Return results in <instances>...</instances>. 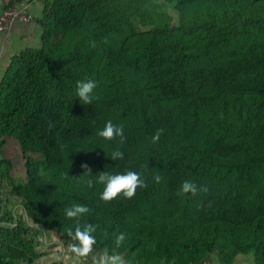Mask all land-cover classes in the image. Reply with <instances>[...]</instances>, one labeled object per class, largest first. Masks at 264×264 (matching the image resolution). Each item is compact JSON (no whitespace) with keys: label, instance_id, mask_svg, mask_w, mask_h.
<instances>
[{"label":"trees","instance_id":"obj_1","mask_svg":"<svg viewBox=\"0 0 264 264\" xmlns=\"http://www.w3.org/2000/svg\"><path fill=\"white\" fill-rule=\"evenodd\" d=\"M39 1L41 46L0 83V151L22 150L14 193L35 226L0 227V264L31 263L48 231L133 264H264V0ZM88 79L97 98L83 105ZM109 121L123 138L99 135ZM128 171L144 186L102 200L99 174ZM73 205L89 211L69 218Z\"/></svg>","mask_w":264,"mask_h":264},{"label":"crops","instance_id":"obj_2","mask_svg":"<svg viewBox=\"0 0 264 264\" xmlns=\"http://www.w3.org/2000/svg\"><path fill=\"white\" fill-rule=\"evenodd\" d=\"M31 10L38 19L37 24L17 23L9 32L0 33V83L15 57L27 49L41 46L42 30L39 19L43 12L42 3L32 0ZM11 142L17 151L18 146L14 141H8L2 146V152L0 151V227L10 228L24 221L34 227L22 199L14 193L15 186L25 182L27 171L22 160H17L16 153L11 151ZM33 240L36 257L31 263L23 264H55L59 261L69 264H95L96 254L85 256L79 243L70 241L65 244L51 231L41 234L39 238L34 237Z\"/></svg>","mask_w":264,"mask_h":264},{"label":"clouds","instance_id":"obj_3","mask_svg":"<svg viewBox=\"0 0 264 264\" xmlns=\"http://www.w3.org/2000/svg\"><path fill=\"white\" fill-rule=\"evenodd\" d=\"M97 87V82L92 79L77 81L75 96L80 102H83V105H91L92 102L97 98L95 95V90ZM99 135L107 140H112L114 137L123 138L124 129L123 127L114 125L111 121H109L105 125L104 129L99 132ZM159 136L160 132L158 131L154 137V140H158ZM122 157L123 153L120 151H113L111 153V159L113 161ZM82 167L91 171L87 164L83 165ZM155 179L157 182H159L160 177L157 176ZM98 182L104 185V190L100 196V198L104 201H111L118 197L121 193L124 197L131 198L134 196L138 186H144V181L140 178V175L133 171H128L122 174L101 172L98 176ZM181 191L185 194L191 193L192 195H196L198 189L194 183L185 181L182 184ZM88 211L89 209L86 206L73 205L71 208L66 209V215L69 218H77L82 214L88 213ZM90 231V228H85L84 230L77 228L73 238L79 239L83 245L87 246L92 242V237L89 235ZM123 239L124 237L121 235L117 240V244H119ZM83 251H88V248H83ZM105 259L107 264H121V258L118 255L106 257Z\"/></svg>","mask_w":264,"mask_h":264},{"label":"built area","instance_id":"obj_4","mask_svg":"<svg viewBox=\"0 0 264 264\" xmlns=\"http://www.w3.org/2000/svg\"><path fill=\"white\" fill-rule=\"evenodd\" d=\"M0 33L9 32L17 23L37 24V18L31 10V0H0ZM55 264H69L59 261ZM206 264H212L207 262Z\"/></svg>","mask_w":264,"mask_h":264},{"label":"rangeland","instance_id":"obj_5","mask_svg":"<svg viewBox=\"0 0 264 264\" xmlns=\"http://www.w3.org/2000/svg\"><path fill=\"white\" fill-rule=\"evenodd\" d=\"M42 5H43V3H42ZM198 13H200V11ZM198 13H195V14H198ZM170 14L173 16V22L172 23L177 25V23L179 21V16H178V13L174 10L173 7L170 8ZM142 28L144 30H149V28H147L145 26H142ZM12 143L13 142H11V144ZM12 145L10 147L11 151L13 153L14 152L16 153L17 160H20V161L22 160V163H23V165H24V167L26 169V163H25L26 161H25V159L23 157L21 148L17 145L18 149L16 151V148L14 149L15 145H13V147H12ZM83 254L85 256H89V255L92 256L93 254H96L97 257H96L95 264H107V261H106L105 258L115 255L114 253L112 254V253H109L107 251L96 252V251L91 250L90 248H88V251H83ZM120 258H121V264H133L124 255H121ZM211 261H212L211 262L212 264H220V262L218 261L217 257H214V260H211ZM231 264H256V261H255V257L252 254L251 255H246V256H244V255L241 256L240 255L237 258H234V260H233V262Z\"/></svg>","mask_w":264,"mask_h":264}]
</instances>
